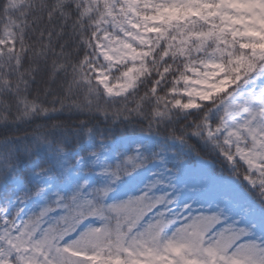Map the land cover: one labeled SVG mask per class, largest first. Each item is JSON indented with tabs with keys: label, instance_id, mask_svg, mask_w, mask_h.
Masks as SVG:
<instances>
[{
	"label": "snow or ice",
	"instance_id": "snow-or-ice-1",
	"mask_svg": "<svg viewBox=\"0 0 264 264\" xmlns=\"http://www.w3.org/2000/svg\"><path fill=\"white\" fill-rule=\"evenodd\" d=\"M0 264H264V0H0Z\"/></svg>",
	"mask_w": 264,
	"mask_h": 264
},
{
	"label": "trees",
	"instance_id": "trees-1",
	"mask_svg": "<svg viewBox=\"0 0 264 264\" xmlns=\"http://www.w3.org/2000/svg\"><path fill=\"white\" fill-rule=\"evenodd\" d=\"M21 135H22V133H21Z\"/></svg>",
	"mask_w": 264,
	"mask_h": 264
}]
</instances>
